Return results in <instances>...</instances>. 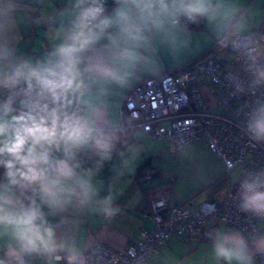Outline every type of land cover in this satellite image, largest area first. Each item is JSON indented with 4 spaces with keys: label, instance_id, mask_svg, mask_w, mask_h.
I'll return each instance as SVG.
<instances>
[{
    "label": "clouds",
    "instance_id": "obj_1",
    "mask_svg": "<svg viewBox=\"0 0 264 264\" xmlns=\"http://www.w3.org/2000/svg\"><path fill=\"white\" fill-rule=\"evenodd\" d=\"M42 4L44 0H34ZM63 0V7L35 19L47 26L48 49L39 57L18 54L20 0H0V264H107L95 237L84 240L88 213L111 222L115 181L142 150L134 123L113 98L144 74L158 75L159 54L173 57L188 47V23L206 21L217 46L240 66L230 72L235 94L264 89V34L255 13L240 0ZM243 132L264 142V99L247 106ZM123 145V150L118 146ZM173 150L187 157L191 145ZM115 157L113 184L101 195L96 178ZM85 159L92 166H85ZM242 212L264 220V169L232 172ZM209 251L183 260L142 257L138 264H255L264 255V226L247 236L219 227L206 233Z\"/></svg>",
    "mask_w": 264,
    "mask_h": 264
},
{
    "label": "built area",
    "instance_id": "obj_2",
    "mask_svg": "<svg viewBox=\"0 0 264 264\" xmlns=\"http://www.w3.org/2000/svg\"><path fill=\"white\" fill-rule=\"evenodd\" d=\"M202 21L182 22L193 27L202 25ZM255 31L264 34V15ZM210 50L227 49L219 48L214 39ZM240 68L232 58L224 61L206 55L175 73L146 78L124 95L120 115L151 138L166 141L171 152H176L172 145L178 140L188 144L202 139L222 161L225 174L244 163L247 155L250 156L246 163L248 169H264V142L253 141L243 132L247 106L264 99V89H258L255 94H235L227 77ZM198 75L208 84L219 111L213 110L204 98L198 86ZM238 188L237 181L225 193L224 203L211 199L201 202L197 208L173 204L169 192L151 198L152 229L142 231L141 239L122 252L100 243L107 264H138L142 257L159 254L171 236L189 235L199 228H203L202 240L210 242L206 233L220 225L239 230L245 236L253 228L264 226V220L239 209ZM209 221L211 223L207 224ZM255 264H264V255H259Z\"/></svg>",
    "mask_w": 264,
    "mask_h": 264
},
{
    "label": "crops",
    "instance_id": "obj_3",
    "mask_svg": "<svg viewBox=\"0 0 264 264\" xmlns=\"http://www.w3.org/2000/svg\"><path fill=\"white\" fill-rule=\"evenodd\" d=\"M20 2L21 8L16 16L19 39L14 47L20 55L39 57L48 49L49 40L47 26L36 24L34 20L45 12L62 8L63 0H44L42 4H36L34 0H20ZM240 3L255 13L256 30L262 15H264V0H240ZM114 7H116L114 0H106L107 12H111ZM201 24L187 27L191 33L190 42L188 47L183 49L178 56L173 57L166 49H161L159 54L161 70L158 75L144 74L131 87L113 98L119 114L122 98L140 81L149 77H162L167 73L176 72L206 55L224 61L231 58L232 54L229 51L231 55L220 57L225 50L219 52L210 50L215 38L206 21H202ZM198 86L209 106L212 109L214 106L218 107L208 84L200 75H198ZM138 130L143 135L139 139L134 138L132 142L139 143L142 150L134 161L131 171L124 170L114 184L116 192L114 203L120 207L121 212L111 222L99 214L88 213L83 217L79 230L82 239L87 240L90 237H95L99 243L106 244L120 252L124 251L130 244L140 240L142 231L152 229L153 220L149 215L151 198L165 191H170L173 204L190 205L197 208L201 202L211 199L224 203L225 193L231 187L229 186L225 193L220 195L219 185L221 179L226 175L224 167L222 161L202 139L189 142L188 144L192 146L194 152L183 157L178 151L171 152L166 141L153 139L142 130ZM118 150H123V145L118 146ZM118 162L119 158L114 156L112 161L104 164L96 178L103 184L102 196L108 194V186L113 184L114 173L112 168ZM145 162L148 163L145 171L147 173L149 171L156 172V175L150 180H139L137 174ZM92 163V161L85 159V166H92ZM2 179L3 169H0V180ZM210 223L211 221L207 224ZM219 227L224 226L220 225ZM202 234L203 228H199L189 235L171 236L156 257L162 258L171 255L177 260H183L187 256L203 255L209 251L210 242H205L206 245H202L204 243ZM257 256L259 254L254 255V262ZM152 264H163V262L154 258Z\"/></svg>",
    "mask_w": 264,
    "mask_h": 264
},
{
    "label": "rangeland",
    "instance_id": "obj_4",
    "mask_svg": "<svg viewBox=\"0 0 264 264\" xmlns=\"http://www.w3.org/2000/svg\"><path fill=\"white\" fill-rule=\"evenodd\" d=\"M229 55H231L228 51H223L222 53H221V56L220 57H227V56H229ZM213 109L214 110H216V111H218L219 110V108L218 107H213ZM250 159V156L249 155H247L246 156V158H245V162L244 163H242L243 164V166H244V168H246V169H248V166L246 165V163H247V161ZM239 166V165H238ZM237 167V166H236ZM235 168V167H234ZM233 168V169H234ZM233 169L228 173V174H226L224 177H223V179H221V182H220V185H219V190H220V195H222V194H224L225 193V191L227 190V188L229 187V186H233L237 181H235V180H233V178H232V172H233ZM204 243H202V245H206L205 244V241H203ZM260 255V254H259ZM258 257V256H257Z\"/></svg>",
    "mask_w": 264,
    "mask_h": 264
},
{
    "label": "trees",
    "instance_id": "obj_5",
    "mask_svg": "<svg viewBox=\"0 0 264 264\" xmlns=\"http://www.w3.org/2000/svg\"><path fill=\"white\" fill-rule=\"evenodd\" d=\"M106 10H107V8H106ZM179 71V70H178ZM177 72V71H176ZM171 73H175V72H170V73H167V74H171ZM166 74V75H167ZM148 167V163L147 162H145L142 166H141V170H140V172H138V174H137V178L139 179V180H150V179H152L155 175H156V172H146L145 170H146V168ZM146 175H149V177L148 178H146ZM165 192H169V193H171L170 191H165Z\"/></svg>",
    "mask_w": 264,
    "mask_h": 264
},
{
    "label": "water",
    "instance_id": "obj_6",
    "mask_svg": "<svg viewBox=\"0 0 264 264\" xmlns=\"http://www.w3.org/2000/svg\"><path fill=\"white\" fill-rule=\"evenodd\" d=\"M163 212V211H162Z\"/></svg>",
    "mask_w": 264,
    "mask_h": 264
}]
</instances>
